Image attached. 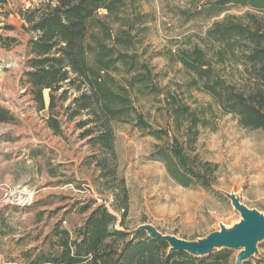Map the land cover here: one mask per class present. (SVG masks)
Returning <instances> with one entry per match:
<instances>
[{
	"label": "rangeland",
	"instance_id": "374dc122",
	"mask_svg": "<svg viewBox=\"0 0 264 264\" xmlns=\"http://www.w3.org/2000/svg\"><path fill=\"white\" fill-rule=\"evenodd\" d=\"M40 1L10 0L7 9L14 13L7 19L0 16V35L16 38L10 46L0 40V103L16 116L13 122L0 123V211L15 228L14 234L0 237L4 260L27 264L23 252L42 242L54 223L81 225L99 205L117 216L118 228L134 232L150 225L195 242L243 220L228 194L264 215V129L245 128L236 115L222 112L209 94L188 84L191 75L170 57L200 43L215 21L227 14L241 15L248 7L228 5L223 14L206 17L198 12L209 0H126L130 15L138 12L149 20L137 25L134 48L149 64L152 80L150 87L131 92L133 104L154 128H169L174 100L206 116L195 153L217 169L214 185L205 189L176 182L165 163L151 157L154 145L162 141L133 122L114 123L113 155L103 154L90 137L82 136L90 125L77 123L88 118L86 114L62 122L61 133L48 126V110H38L27 92L33 33L23 28L16 13ZM220 74H236L235 66L227 63ZM152 86L160 91L150 93ZM44 96L48 104V90ZM258 250L247 260L251 264L264 258V241ZM232 252L237 258L240 249Z\"/></svg>",
	"mask_w": 264,
	"mask_h": 264
},
{
	"label": "trees",
	"instance_id": "16d2710c",
	"mask_svg": "<svg viewBox=\"0 0 264 264\" xmlns=\"http://www.w3.org/2000/svg\"><path fill=\"white\" fill-rule=\"evenodd\" d=\"M9 3L0 0V16L5 19L14 13L7 9ZM228 5L249 10L215 21L200 43L180 48L170 57L191 75L188 84L209 94L222 112L236 115L245 128L264 129V0H209L198 13L216 17L227 11ZM16 13L21 15L23 28L33 33L29 39V70L25 73L27 92L38 110H48L50 128L61 133L62 122L86 114L88 118L77 123L79 127L90 125L82 136L90 137L103 154L113 155L114 123L133 122L162 141L154 145L151 157L164 162L176 182L185 187L212 188L217 165L202 160L194 148L199 127L207 124L206 116L174 100L169 108V128H154L133 104L131 92L137 88L143 91L152 80L149 64L140 60L134 48L137 25L149 21L148 15H130L126 0H41ZM6 27L13 28L10 24ZM0 40L10 46L16 38L0 35ZM227 63L235 66L236 74H220ZM150 89V93L160 91L157 86ZM45 90L49 91L48 104ZM208 110L213 113L211 107ZM15 120L12 110L0 103V123ZM117 220L104 205L97 206L73 228L63 227L60 220L42 242L23 252L25 261L236 264L232 249H216L205 256L171 251L168 241L152 237L145 230L118 228ZM14 232L9 217L0 211V237ZM256 264H264V258Z\"/></svg>",
	"mask_w": 264,
	"mask_h": 264
},
{
	"label": "water",
	"instance_id": "95a60500",
	"mask_svg": "<svg viewBox=\"0 0 264 264\" xmlns=\"http://www.w3.org/2000/svg\"><path fill=\"white\" fill-rule=\"evenodd\" d=\"M235 208L240 211L243 220L233 228L222 227L221 230L212 232L206 238L197 242L180 239L176 236L160 233L150 225H144L137 230H145L155 238L169 242L170 250L187 251L194 256H205L216 249H240L236 264H243L254 254H258V243L264 241V215L259 211L250 209L238 197L227 195Z\"/></svg>",
	"mask_w": 264,
	"mask_h": 264
},
{
	"label": "crops",
	"instance_id": "0c3cea01",
	"mask_svg": "<svg viewBox=\"0 0 264 264\" xmlns=\"http://www.w3.org/2000/svg\"><path fill=\"white\" fill-rule=\"evenodd\" d=\"M0 264H14V263L4 260L0 254Z\"/></svg>",
	"mask_w": 264,
	"mask_h": 264
}]
</instances>
